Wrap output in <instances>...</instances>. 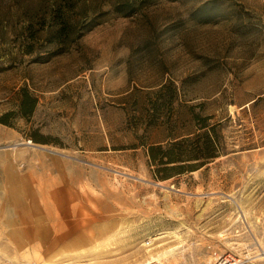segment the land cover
Segmentation results:
<instances>
[{
	"label": "rangeland",
	"instance_id": "374dc122",
	"mask_svg": "<svg viewBox=\"0 0 264 264\" xmlns=\"http://www.w3.org/2000/svg\"><path fill=\"white\" fill-rule=\"evenodd\" d=\"M6 113L0 264H141L175 246L160 264H264V0H0ZM202 124L215 156L155 177L148 146L189 145ZM167 231L180 238L153 240Z\"/></svg>",
	"mask_w": 264,
	"mask_h": 264
},
{
	"label": "trees",
	"instance_id": "16d2710c",
	"mask_svg": "<svg viewBox=\"0 0 264 264\" xmlns=\"http://www.w3.org/2000/svg\"><path fill=\"white\" fill-rule=\"evenodd\" d=\"M35 106L36 99L24 90L17 107L19 114L29 116L33 113ZM7 116L8 113L1 115L0 122L7 124ZM207 126L205 124L199 126L202 131L193 137L194 141L190 142L189 145L185 144L189 139L183 138L170 143L169 147L161 145L148 146L149 160L157 166L155 177L167 179L172 176L174 171L181 173L197 170L204 164V158L214 157L219 148V141L211 134L213 127ZM30 137L35 141L33 135H30Z\"/></svg>",
	"mask_w": 264,
	"mask_h": 264
},
{
	"label": "bare ground",
	"instance_id": "6f19581e",
	"mask_svg": "<svg viewBox=\"0 0 264 264\" xmlns=\"http://www.w3.org/2000/svg\"><path fill=\"white\" fill-rule=\"evenodd\" d=\"M42 232L44 231V234L42 235L43 237H47V235L49 234V231H50V227L49 226H43V229L41 230ZM171 236H174V237H179L180 235H177L175 232H165L163 234H160L158 237H155L153 240H157V239H160V238H164L168 235ZM180 238V237H179ZM175 239V238H174ZM152 240V241H153ZM180 243V242H179ZM178 243V245H179ZM145 245L147 243H144ZM150 244V240L148 241V245ZM169 248V247H168ZM178 249V246H175V247H171L169 249H165L164 251L162 252H156V253H150V251L152 249H148L146 250V258L144 259V261L146 260V262H143L141 264H150V263H160L161 261H164L165 259H167L168 257H171V255L175 252V250Z\"/></svg>",
	"mask_w": 264,
	"mask_h": 264
},
{
	"label": "built area",
	"instance_id": "2783aa9c",
	"mask_svg": "<svg viewBox=\"0 0 264 264\" xmlns=\"http://www.w3.org/2000/svg\"><path fill=\"white\" fill-rule=\"evenodd\" d=\"M147 240L145 243L148 245ZM150 264H160V263H150ZM215 264H247L244 260L239 257H234L231 254H226L224 256H219L215 262Z\"/></svg>",
	"mask_w": 264,
	"mask_h": 264
},
{
	"label": "crops",
	"instance_id": "0c3cea01",
	"mask_svg": "<svg viewBox=\"0 0 264 264\" xmlns=\"http://www.w3.org/2000/svg\"><path fill=\"white\" fill-rule=\"evenodd\" d=\"M76 223H77V222H74V221H71V222H70V221H69V222H68V225H70V224H71V225H74V226H70V228H72V230H74L73 227H75V228L82 227L80 224H76ZM68 225H67V226H68ZM38 235H39V234H38ZM68 238H69V237H68ZM66 239H67V238H66ZM66 239H65V240H66Z\"/></svg>",
	"mask_w": 264,
	"mask_h": 264
}]
</instances>
